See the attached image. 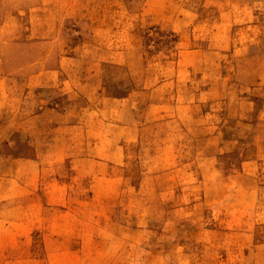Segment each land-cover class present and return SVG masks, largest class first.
Returning a JSON list of instances; mask_svg holds the SVG:
<instances>
[{
  "label": "rangeland",
  "instance_id": "1",
  "mask_svg": "<svg viewBox=\"0 0 264 264\" xmlns=\"http://www.w3.org/2000/svg\"><path fill=\"white\" fill-rule=\"evenodd\" d=\"M17 95L0 264H264V0H0Z\"/></svg>",
  "mask_w": 264,
  "mask_h": 264
},
{
  "label": "crops",
  "instance_id": "2",
  "mask_svg": "<svg viewBox=\"0 0 264 264\" xmlns=\"http://www.w3.org/2000/svg\"><path fill=\"white\" fill-rule=\"evenodd\" d=\"M19 98H20L19 96L16 97L15 101L10 100V99L6 100V103H4L3 101H0V106H4V105L9 104L10 108H11V105L14 107L13 108L14 113L18 112V109L20 108L18 105L19 104L18 103ZM14 109H15V111H14ZM23 109H25V108H23ZM12 126H14V125H12ZM2 141L3 140H0V142H2ZM231 141L236 142L235 139H232V138H231ZM14 161H15V159L11 160V162H14ZM19 164H21V168L23 170L27 171V173H25V175H21V176H19L18 174L14 175L13 171L8 172L4 175H0V177L3 179L2 183L0 184V200L10 199L14 195H17V194L26 195V194H30L32 192H35V190H31L29 187L30 186L29 183H31L30 176H29L30 166L28 165V167H27L26 166L27 164H23V162L19 163ZM26 168H28V169H26ZM257 168H258V166H257ZM34 171H36V170H33V176L35 173ZM260 173H262V171H260ZM255 175H257V172ZM38 176H40L39 171H37V177ZM244 177H250V174H245V175L241 174L239 178H244ZM263 177H264V175L263 176L261 175V178H263ZM235 178L238 179V177H235ZM257 190L261 195L259 198V201H260V203H263L264 202V183L261 180L259 181V184L257 185ZM11 204L12 205H9V204L6 205L7 206L6 210L15 207L14 203H11ZM260 206L261 205H259L258 208ZM42 208H43V204L39 203V202L21 203V205L19 206V209H21V211H22L21 212L22 213L21 223L24 226H29L30 224L34 225L36 223H39L41 220ZM260 209L263 210L262 215H264V207H262ZM8 219H11V218L8 217ZM12 221H13V223L20 222L17 219H12ZM259 221H260L259 219L253 220V223H250V221H246L245 224H247L248 226H252V225H255V223H257ZM261 221H262V219H261ZM233 223H238V222H233ZM233 223L231 222V225ZM13 237H14V235H13Z\"/></svg>",
  "mask_w": 264,
  "mask_h": 264
}]
</instances>
